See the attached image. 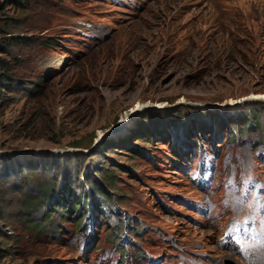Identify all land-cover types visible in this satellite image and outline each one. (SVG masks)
<instances>
[{"label":"rangeland","instance_id":"1","mask_svg":"<svg viewBox=\"0 0 264 264\" xmlns=\"http://www.w3.org/2000/svg\"><path fill=\"white\" fill-rule=\"evenodd\" d=\"M0 2V264H264V0Z\"/></svg>","mask_w":264,"mask_h":264},{"label":"trees","instance_id":"2","mask_svg":"<svg viewBox=\"0 0 264 264\" xmlns=\"http://www.w3.org/2000/svg\"><path fill=\"white\" fill-rule=\"evenodd\" d=\"M4 8H5V4L0 2V12L3 11ZM9 38L10 37H6L4 35L3 38L0 39V100L4 98L5 92H9L10 90H12L11 87L9 86L12 82V79L10 78L12 63L7 58L6 54H8V51L6 48L11 43V40L12 39L15 40V38L12 39ZM1 125H2V121L0 117V128Z\"/></svg>","mask_w":264,"mask_h":264},{"label":"bare ground","instance_id":"3","mask_svg":"<svg viewBox=\"0 0 264 264\" xmlns=\"http://www.w3.org/2000/svg\"><path fill=\"white\" fill-rule=\"evenodd\" d=\"M255 97H256V99H257V98L264 99V95H256ZM140 108H141V107H140ZM135 111H136V110H133V112H135Z\"/></svg>","mask_w":264,"mask_h":264},{"label":"water","instance_id":"4","mask_svg":"<svg viewBox=\"0 0 264 264\" xmlns=\"http://www.w3.org/2000/svg\"><path fill=\"white\" fill-rule=\"evenodd\" d=\"M226 264H235V263H233L232 261H226Z\"/></svg>","mask_w":264,"mask_h":264}]
</instances>
